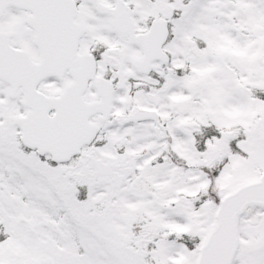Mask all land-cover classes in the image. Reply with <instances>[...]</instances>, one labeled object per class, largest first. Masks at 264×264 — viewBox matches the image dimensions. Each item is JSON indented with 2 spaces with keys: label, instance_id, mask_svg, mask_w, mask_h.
<instances>
[{
  "label": "snow or ice",
  "instance_id": "6c2138e0",
  "mask_svg": "<svg viewBox=\"0 0 264 264\" xmlns=\"http://www.w3.org/2000/svg\"><path fill=\"white\" fill-rule=\"evenodd\" d=\"M0 264H264V0H0Z\"/></svg>",
  "mask_w": 264,
  "mask_h": 264
}]
</instances>
